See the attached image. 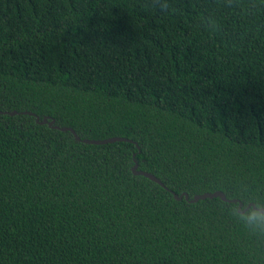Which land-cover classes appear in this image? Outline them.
<instances>
[{"label": "trees", "instance_id": "obj_1", "mask_svg": "<svg viewBox=\"0 0 264 264\" xmlns=\"http://www.w3.org/2000/svg\"><path fill=\"white\" fill-rule=\"evenodd\" d=\"M241 186L264 196V0H0V264H264Z\"/></svg>", "mask_w": 264, "mask_h": 264}, {"label": "clouds", "instance_id": "obj_2", "mask_svg": "<svg viewBox=\"0 0 264 264\" xmlns=\"http://www.w3.org/2000/svg\"><path fill=\"white\" fill-rule=\"evenodd\" d=\"M205 23L210 29L215 26L211 17L207 18ZM240 193L242 204L229 208V214L243 224L250 235L264 237V196L257 195L246 186H241Z\"/></svg>", "mask_w": 264, "mask_h": 264}, {"label": "water", "instance_id": "obj_3", "mask_svg": "<svg viewBox=\"0 0 264 264\" xmlns=\"http://www.w3.org/2000/svg\"><path fill=\"white\" fill-rule=\"evenodd\" d=\"M43 121L47 122V118L44 117ZM53 122H54V120H51L49 122V124H52ZM59 128L62 129V130H69V131H71L74 134V136H75V138L77 140L81 139L71 127H59ZM119 139L120 138H118V137H112V138L109 139V141H115V140H119ZM82 140L84 142L94 143V144H99V143H103L104 142V140L88 139V138H84ZM133 171H134L135 174L144 175V176H146V177L158 182L159 184L163 185V183L156 176H154L153 174H151L149 172H146V171H143V170H136L135 166L133 167ZM173 195H174L175 198H181V197L184 196L187 200L189 199V196H188L187 193H182L180 196H178L176 193H173ZM206 197H210V198H212V197H220L223 200L236 201L235 199H232V200L227 199L225 194L222 191L204 192L202 194H196V195L193 196V198L190 201H196V200H198L200 198H206Z\"/></svg>", "mask_w": 264, "mask_h": 264}, {"label": "bare ground", "instance_id": "obj_4", "mask_svg": "<svg viewBox=\"0 0 264 264\" xmlns=\"http://www.w3.org/2000/svg\"><path fill=\"white\" fill-rule=\"evenodd\" d=\"M118 138H120L119 140H124L123 137H118ZM109 139H110V138H106V139H98V140H104V142H108ZM104 142H103V143H104ZM134 166H135V169L138 170V169H137V163H135ZM134 166H133V167H134ZM132 170H133V168H132ZM133 172H134V171H133Z\"/></svg>", "mask_w": 264, "mask_h": 264}]
</instances>
